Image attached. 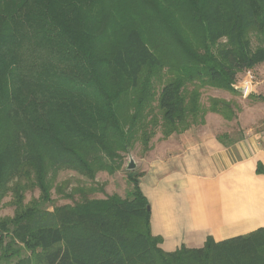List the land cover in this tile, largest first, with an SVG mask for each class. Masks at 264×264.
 Here are the masks:
<instances>
[{
    "label": "trees",
    "instance_id": "1",
    "mask_svg": "<svg viewBox=\"0 0 264 264\" xmlns=\"http://www.w3.org/2000/svg\"><path fill=\"white\" fill-rule=\"evenodd\" d=\"M263 62L264 0H0V207L8 192L14 206L0 264H264V226L164 251L141 171H126L125 197H89L157 128L164 139L207 112L236 116L227 101L204 108L201 88L237 92ZM61 171L90 187L66 192Z\"/></svg>",
    "mask_w": 264,
    "mask_h": 264
},
{
    "label": "crops",
    "instance_id": "2",
    "mask_svg": "<svg viewBox=\"0 0 264 264\" xmlns=\"http://www.w3.org/2000/svg\"><path fill=\"white\" fill-rule=\"evenodd\" d=\"M252 69L258 71L251 75L254 100L240 111L235 103L245 99L225 97L236 116L207 112L206 124L171 135L146 158L138 184L150 204L151 233L162 238L164 251L264 226V62ZM223 134L222 143L217 136Z\"/></svg>",
    "mask_w": 264,
    "mask_h": 264
},
{
    "label": "rangeland",
    "instance_id": "3",
    "mask_svg": "<svg viewBox=\"0 0 264 264\" xmlns=\"http://www.w3.org/2000/svg\"><path fill=\"white\" fill-rule=\"evenodd\" d=\"M252 46L253 47L256 46V41L254 38H252ZM257 72H258L257 70L249 69V70L245 71L244 73L238 74L235 82L233 83V87L235 88L237 85L244 84V81L246 80L244 78L245 74L248 73L250 75H255V74H257ZM255 76L257 77V75H255ZM256 77L252 76L251 82H252L253 86H254V83L257 81ZM248 84H251V83L248 82ZM250 86H249V90L251 89V91H250L249 95L246 97H243L238 91L237 92L239 94L237 92H229V91L217 89V88H214V87L207 85V86H204L201 88L200 102L204 108H207L209 105V99L215 98L216 100L225 101V97H229L232 99L233 97L236 96L237 98H239L241 100L245 99V102H243V103H240V104L235 103V105H236L235 107H237L241 111L245 105L250 103V101H247V99L248 100H254L253 99L254 98L253 97V90L254 89L252 90V87H250ZM229 94L233 95V96L231 97ZM231 102H230V104H231ZM231 107L234 108V106H232V104H231ZM242 116H243V119H248L250 117V115L247 114V112L244 113V111L242 112ZM205 122H206V120L204 118V123ZM235 132H237L236 134L240 133V131L237 129H235L234 133ZM176 134L177 133H174V135H176ZM171 135H173V134H171ZM232 135L235 136V134H232ZM170 136H168V137H170ZM167 138H164V139L161 138V131H160V129L157 128L156 133L153 135V137L151 138V140L149 142L151 148L149 149V151H147L145 153L142 152V150H141V143L139 141L136 142L134 144L133 148L129 151V153L127 155H125L124 164H123V167L121 170L116 171L113 174H107L105 172L97 173L95 180H94L95 182L91 186H94L95 188L97 187L98 189H101V190H99L93 194H90L89 197H100V198H102V197H104V194H113V193H116V194L120 195L121 197H125L126 193L130 189V184H129L127 176H126V171H129L126 169V166L129 162V160H132L135 164V168L132 169L131 171H137L139 173L141 171V169L144 168L146 158L150 157V154H149L150 151L151 150L153 151V149L156 146H158L161 142H163ZM56 183L57 184L63 183V185H66V189H65L66 192H69L70 189H72L74 187H83L86 190H88V188L90 187L88 181H86L83 177H81L80 175H78L77 173L72 172V171H61V172H59L57 179H56ZM38 193L39 192L37 189L26 191L25 202H28L32 198L37 197ZM52 197L55 198V200H54L55 204L56 203L62 204V203L70 202V199H64L62 197L60 198L59 195L54 192V189L52 190ZM75 198H77V195L75 196ZM11 200H12V194H11V192H8L4 196V198L2 199L1 207H0V216H12L13 215L14 206L11 204ZM149 207H150V204H149Z\"/></svg>",
    "mask_w": 264,
    "mask_h": 264
},
{
    "label": "built area",
    "instance_id": "4",
    "mask_svg": "<svg viewBox=\"0 0 264 264\" xmlns=\"http://www.w3.org/2000/svg\"><path fill=\"white\" fill-rule=\"evenodd\" d=\"M246 80L244 81V84L242 85H237L235 87V89L243 96V97H246L249 95L251 89L249 90V86L252 87V90H253V85H252V78H251V75L250 74H245V77H244ZM248 82H250L251 84H248ZM260 145L262 147H264V127H263V131H262V134H261V137H260Z\"/></svg>",
    "mask_w": 264,
    "mask_h": 264
},
{
    "label": "water",
    "instance_id": "5",
    "mask_svg": "<svg viewBox=\"0 0 264 264\" xmlns=\"http://www.w3.org/2000/svg\"><path fill=\"white\" fill-rule=\"evenodd\" d=\"M134 168H135L134 162L132 160H129V162H128L127 166H126V169L127 170H132Z\"/></svg>",
    "mask_w": 264,
    "mask_h": 264
}]
</instances>
